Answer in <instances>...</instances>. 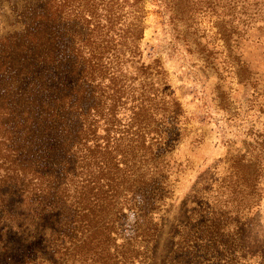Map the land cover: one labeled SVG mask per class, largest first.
Returning <instances> with one entry per match:
<instances>
[{
	"label": "trees",
	"instance_id": "1",
	"mask_svg": "<svg viewBox=\"0 0 264 264\" xmlns=\"http://www.w3.org/2000/svg\"><path fill=\"white\" fill-rule=\"evenodd\" d=\"M22 2L18 27L0 33V219L32 227L54 215L42 232L58 264H149L159 144L181 109L160 87V62L142 60L143 25H117V0ZM141 204L137 236L117 242L125 210ZM213 258L246 262L229 246ZM180 262L171 250L160 264Z\"/></svg>",
	"mask_w": 264,
	"mask_h": 264
},
{
	"label": "rangeland",
	"instance_id": "2",
	"mask_svg": "<svg viewBox=\"0 0 264 264\" xmlns=\"http://www.w3.org/2000/svg\"><path fill=\"white\" fill-rule=\"evenodd\" d=\"M22 1L0 0V33L18 27L11 9ZM116 3L117 25L141 21L142 60L160 62V87L181 109L159 144L163 198L151 215L149 264L171 250L179 264H220L213 253L228 246L244 264H264V0ZM141 206L125 210L117 242L137 236ZM7 207L21 211L14 200ZM55 219L31 227L1 218L0 264H58L42 232Z\"/></svg>",
	"mask_w": 264,
	"mask_h": 264
}]
</instances>
